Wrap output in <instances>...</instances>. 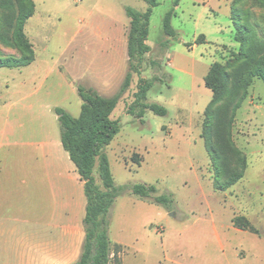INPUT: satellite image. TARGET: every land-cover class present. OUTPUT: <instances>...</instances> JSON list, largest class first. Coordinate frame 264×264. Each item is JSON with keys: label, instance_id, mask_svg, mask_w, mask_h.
<instances>
[{"label": "rangeland", "instance_id": "rangeland-1", "mask_svg": "<svg viewBox=\"0 0 264 264\" xmlns=\"http://www.w3.org/2000/svg\"><path fill=\"white\" fill-rule=\"evenodd\" d=\"M25 32L35 60L22 68L0 69V122L8 119L26 132L60 134L55 108L74 117L81 112L78 86L106 87L114 96L128 71L126 7L144 12L147 0H34ZM161 0L149 21L152 52L120 98L112 117L121 129L105 148L117 186L155 185L154 195L170 193L171 210L127 190L110 210V238L121 244L112 264H264V81L254 77L232 125L229 116L242 91L236 86L239 63L228 68L230 93L215 106L211 142L226 151V138L246 156L244 176L226 190L213 185L214 169L201 136L212 91L204 76L215 61L225 64L245 51L234 39L231 7L254 39L264 40V0ZM176 35L164 32V17ZM9 12L0 9V30ZM127 35V36H125ZM205 42L193 46L196 39ZM0 56H21L0 40ZM152 79L146 103L167 108L166 115L135 102L140 79ZM94 89V88H93ZM51 106H53L51 108ZM2 124H0V127ZM1 130V128H0ZM66 153V152H65ZM141 155L137 165L132 155ZM227 158L225 152L223 153ZM234 161L229 159V164ZM94 175L101 184L98 164ZM246 216L258 233L234 227ZM119 261V262H117Z\"/></svg>", "mask_w": 264, "mask_h": 264}, {"label": "trees", "instance_id": "trees-1", "mask_svg": "<svg viewBox=\"0 0 264 264\" xmlns=\"http://www.w3.org/2000/svg\"><path fill=\"white\" fill-rule=\"evenodd\" d=\"M149 7L146 11H137L126 7L130 17L128 32V71L118 92L111 97L100 94L93 88L78 86V93L83 101L81 112L74 117L61 107H55L58 116L61 142L68 152L70 159L76 166L80 179L84 182V191L87 198L86 213L83 219L85 240L82 254L75 264H112V255L120 252L121 244L112 242L110 238V210L115 200L128 189L142 199H152L156 204L171 210L174 204L173 195L165 193L154 195L157 192L155 185L138 183L134 185L117 186L111 171L110 161L105 148L112 142L121 129L120 120L113 118L120 98L130 86L134 73H140L143 58L150 51L146 43L149 35V21L152 10L161 0H147ZM179 5L176 0L175 6ZM34 0H0V9L9 13L3 19L0 30V40L7 45L16 47L21 56H0V68H20L29 65L35 60L33 43L25 32V25L35 13ZM174 10H169L164 17V32L168 36H175L171 20ZM237 9L231 7V20L234 26V39L245 47V51L233 53L232 58L225 64L215 61L211 64L204 77V83L212 91V98L206 108V119L201 136L204 138L206 150L210 156L214 169L213 185L216 190H226L236 184L244 176L247 162L246 156L231 141L230 134L226 138L227 156L223 155L219 147L211 142V132L215 118V106L230 93V79L232 75L228 68L239 63V70L235 73L236 86L242 91L239 99L233 104L229 116V126L232 125L237 110L247 97L248 87L254 77L264 81V40L254 39L252 28L241 22ZM205 42V36L200 35L195 44ZM153 85L152 79H140L135 92V102L141 105L139 116H143L149 109L156 114L166 115L167 108L159 103H146L148 91ZM131 159L137 165L141 164V155H132ZM229 159L234 161L229 164ZM98 164V174L101 184L94 175V168ZM234 227L240 230L258 233L257 228L244 215H236L232 219ZM119 262V261H117Z\"/></svg>", "mask_w": 264, "mask_h": 264}, {"label": "crops", "instance_id": "crops-1", "mask_svg": "<svg viewBox=\"0 0 264 264\" xmlns=\"http://www.w3.org/2000/svg\"><path fill=\"white\" fill-rule=\"evenodd\" d=\"M99 84L92 87L105 93ZM0 124V264H75L87 198L61 135L26 132L24 123L15 129L8 119Z\"/></svg>", "mask_w": 264, "mask_h": 264}]
</instances>
